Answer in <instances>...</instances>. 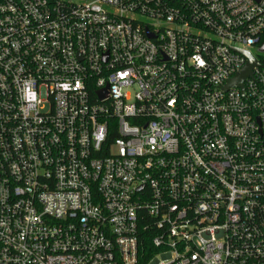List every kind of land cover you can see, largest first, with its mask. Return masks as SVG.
I'll return each instance as SVG.
<instances>
[{
  "label": "built area",
  "instance_id": "1",
  "mask_svg": "<svg viewBox=\"0 0 264 264\" xmlns=\"http://www.w3.org/2000/svg\"><path fill=\"white\" fill-rule=\"evenodd\" d=\"M263 47L264 0H0V264H264Z\"/></svg>",
  "mask_w": 264,
  "mask_h": 264
},
{
  "label": "water",
  "instance_id": "2",
  "mask_svg": "<svg viewBox=\"0 0 264 264\" xmlns=\"http://www.w3.org/2000/svg\"><path fill=\"white\" fill-rule=\"evenodd\" d=\"M264 49V47H263ZM250 56V61L249 63L240 71L238 76L234 79H232L229 83V85H239L243 86V82L245 78L252 73L253 67L257 64L256 59L248 54ZM103 96V95H102Z\"/></svg>",
  "mask_w": 264,
  "mask_h": 264
}]
</instances>
